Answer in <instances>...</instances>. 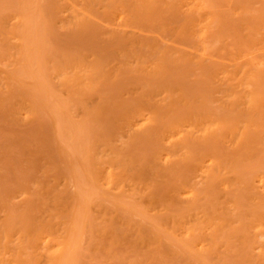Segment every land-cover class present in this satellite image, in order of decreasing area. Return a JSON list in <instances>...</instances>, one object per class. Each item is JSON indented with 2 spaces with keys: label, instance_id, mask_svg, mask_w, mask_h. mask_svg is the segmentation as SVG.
I'll use <instances>...</instances> for the list:
<instances>
[{
  "label": "bare ground",
  "instance_id": "1",
  "mask_svg": "<svg viewBox=\"0 0 264 264\" xmlns=\"http://www.w3.org/2000/svg\"><path fill=\"white\" fill-rule=\"evenodd\" d=\"M28 1L24 5L21 4L23 13H18L19 16L16 18V15L14 19L21 29L19 28L18 31L12 29L11 33L7 31L11 34L10 38L14 36L18 40L20 46L13 45L17 48L19 46L21 53L24 52L23 50H29L31 33L37 32L35 26L37 29L38 25L35 23L38 19H35L33 25V16L40 15L34 13L29 16L26 11L27 16L26 8L30 6V9L32 6L34 9L38 7L39 10L45 9L43 3L39 4L40 0H36L38 4L35 2V7L31 5V0ZM61 2L64 3L60 6L62 9H59ZM61 2H58L59 5L54 4L58 7L54 9L56 12L53 11L52 15L46 13L48 16L50 14L52 20L54 17L66 19L67 27L78 29V32L83 31L81 35L83 41L93 38L95 31L101 28L99 24L103 23L104 26L105 23L109 27L106 30L109 33L111 31V35L107 33L109 42L106 41L108 45L103 42L106 44L104 48L100 46L103 44L98 43L97 46L94 42L98 50H95L93 44V47L87 45L95 50L92 52L88 50L90 54L85 53L87 55H79L75 51L74 54L68 52V55L66 52L62 53L65 60L62 59L63 62H60L57 69L55 66L52 68L61 75L58 80L61 89L59 92L53 89L47 92V89V98L44 99L47 100L46 104L42 102L44 106L40 104L42 99L32 100L31 96L34 104L30 102L34 105V109H30L35 110V101L40 104V107L36 106V108L48 106L53 111L48 109L50 113L56 112L53 115H59L52 117L55 123L61 119L62 114L64 116L62 119L65 120L67 117L74 121L72 118L75 115L74 110L79 106L85 115L81 120L86 121L85 125L88 123L93 126L101 121L105 113L109 114L108 106L117 108L114 110L115 112L117 110V113L119 111L120 115L118 116L119 113H115L114 110L113 112L120 120L118 135H121L120 130L125 131L127 141H124V146L122 145L123 147L121 146L117 151V148L111 144L115 142V140L111 142L113 138L105 141L106 136L100 133L89 135L90 128H84L89 133L84 129L83 132L78 128L81 123L83 125L81 120V122L74 121V125L77 122L80 125L73 130L75 127L73 122L66 119L71 124L69 133L72 134L67 137L71 140L67 141L69 145L67 142L63 144L61 142L60 146L58 140L54 141L60 147L68 145V151L64 146L62 147L63 157L71 163L69 164L71 167L78 166L74 170L71 169L70 173L67 172L70 176L67 181L65 180L66 182L64 181L68 183L66 186H71L69 190L67 188L64 190L72 194H65L61 200L56 197L53 204L55 211L47 213L46 216H43V210L39 215L35 212L32 194L27 197L26 193L25 198H22L21 201L25 200L28 205L20 211L10 207L9 210L6 207L7 210L1 211L2 202L0 204V264H76L77 258L79 259L77 252L80 250L79 247L83 246L80 244L84 235L82 239L80 236L87 231L91 232L94 210L103 215L100 222L104 225L100 228L105 236L119 230L125 240L128 233H131L130 230L135 228L132 244L136 243L135 245L138 246L146 243L147 248H144L151 247L153 249L150 250L162 254L164 258L160 260L162 262L158 261L160 264H168L173 260L183 261L182 264H187L189 261L194 264H230L231 261L236 264L247 261L264 264V23L261 22L264 16L251 13L249 16L234 17L235 10H230L231 3H229L231 4L229 12L222 11L221 14V10L218 9L220 5L212 4L216 2L214 0L212 2L208 0H61ZM45 3L48 7L49 2H44L46 6ZM37 5L39 6L36 7ZM9 8L10 6L7 9ZM3 9L4 7L1 10ZM239 11H235L237 15ZM3 16L1 14V17ZM28 17L33 18L32 21ZM41 32L43 33L42 30ZM9 36L6 33V36L1 38L2 42L5 40L4 37ZM70 37L73 38L71 35ZM52 38L57 39L55 36ZM49 41L44 40L47 44ZM75 43L74 45H77ZM8 45L11 47L12 44ZM51 48L50 46L47 49ZM53 50L57 51V49ZM16 53L20 55V51ZM30 53L26 56L29 57ZM6 54L9 53L6 51ZM22 54L25 57V53ZM23 56L20 55L21 58ZM18 60L16 58L15 62H19ZM29 60L25 61L29 63ZM36 61L40 62L38 57L34 65L39 66ZM45 63L47 61H44ZM32 68L27 70L33 71ZM18 70V73L21 72L23 75L22 69ZM12 72L14 71H11L10 76ZM7 79L13 82L11 78ZM15 79L20 82L19 78ZM122 83H126L125 86L134 83L129 85L130 90L133 89L132 86L137 85L134 88L139 92L137 91L133 102L131 100L132 104L127 103L128 100L125 104L122 103L123 105L121 104L123 100L116 102ZM17 89L19 90L18 86ZM37 93L38 91L34 95ZM44 93L45 91L41 94ZM133 94L135 92L130 94L132 98ZM123 96H126V93ZM85 99L88 102L83 103ZM28 104L32 105L29 102ZM24 105L26 106V103ZM107 123L111 124L109 121ZM57 124H60L59 121ZM57 124L51 127L55 128ZM59 128L57 126L54 130L57 131ZM98 128L100 129L101 125ZM64 134L66 135V132ZM56 135L55 132V139L59 140L65 136L61 135L62 137L59 138L57 135L56 138ZM95 206L98 208L96 209ZM110 206L115 208L112 209L114 212ZM116 210L120 211V215L123 212L127 219L133 216L141 217L138 219H142V216L147 217L146 220L153 228L148 226L153 231L148 235L143 231V227L146 226L141 228L131 220L122 221L125 216H116L118 214L117 212L115 215ZM39 211L37 212L40 213ZM138 219L136 220L139 221ZM101 234L100 237H103ZM148 236H152V239L147 240ZM109 237L110 235L106 238ZM111 240L114 243L113 238ZM164 243H168L170 250L172 247L168 254H163L162 248L166 246ZM128 244L131 242L129 241ZM164 250L166 251L165 248ZM232 257L237 258V261ZM165 258L170 260L165 262ZM132 264L137 263L132 262Z\"/></svg>",
  "mask_w": 264,
  "mask_h": 264
},
{
  "label": "rangeland",
  "instance_id": "2",
  "mask_svg": "<svg viewBox=\"0 0 264 264\" xmlns=\"http://www.w3.org/2000/svg\"><path fill=\"white\" fill-rule=\"evenodd\" d=\"M22 1H24V0H0V13L2 14V16L4 15V14H6L7 16L5 17V15L3 16V17H1V14H0V18H3L2 20L0 19V27H2L1 28V30H0V32H2L3 31V33H1L0 34V47H1V45H2V47H1V51H0V87H1V89H0V204H1V207H3L2 209H1V211H4V210H7V208L8 207H10L11 209H17L18 211H20L21 209L23 210L24 209V207H26L28 204L26 203V201L24 200V201H21L22 200V198H25V194L27 193V197L28 196H31V194L33 195V197H34V199H33V202H32V204H33V206L35 207V212L39 215V214H42L43 213V216H46V214L48 213H50V212H52V211H55V209H54V199H56V197H57V199L59 198L60 200L61 199H63L62 198V196H64L65 197V194H67V195H71L72 193H70L69 191L67 192L66 190L69 188V187H71V186H66V184H68V183H65L68 179H69V176H70V174H68V173H70V171H71V169L72 170H74V169H76V168H74V167H71V165H69V164H71V163H68L69 161H67L66 160V158H64L63 156V154H62V150H66V151H68L67 149H68V143L71 141V140H69V139H67V137H69V134H70V136H71V134L72 133H69V131L71 132V124L68 122V120L70 119H68L67 117L65 118V120L66 119H68V120H64V119H62L64 116H63V114L62 113H60V112H57V114L59 113V114H62V117H61V119L59 120H57L56 118L59 116V115H53V114H56V112H54L53 114L52 113H50V111H51V108H49L48 106V108L47 107H41V109L39 108L40 107V104H41V106H44L45 104H46V101L47 100H44V99H46L47 98V92H50V90L51 89H53V90H56L57 92H59V90L61 89V84L59 85V78L61 77V75L58 73V71H55L56 69H57V67H59L60 66V64L65 60V57H64V54H65V52H66V54L68 55L69 53L71 54H74V51H75V53L76 54H79V55H81V54H83V55H87V54H90L89 52H92V51H95V50H98V43L99 44H103V42L105 43L106 41H108L107 40V37H109V35H111V31H110V33H109V31H107L108 29L107 28H109L107 25H105V23H104V26H103V23L102 24H99V26L101 27V28H99V26L97 25V27L99 28H97L98 30L97 31H95L96 33L95 34H93V38H91L90 40H88L87 38V40H88V42L89 43H87V40H85L84 39V41L82 40L83 38V36L81 37V35H83V31H77L78 29H76L75 30V28H72V27H70V26H68L67 27V23H66V19H63V18H60V17H54L53 18V20H52V18H51V16H50V14L52 15L53 13V11H54V9L56 8V7H58V6H55L59 1L61 2V0H55L56 2H54V0H47L48 2H49V5H48V7H47V4H46V6L44 5V2H47V1H41L40 0V2H39V4L41 5L42 3V6H44L45 7V9H43V8H41V9H43V10H39L40 8L38 7L39 5H37L36 7H38V9L36 8V9H34L32 6H31V8L29 9V7L30 6H28L27 8H26V10H25V14L28 12V14H29V16L31 15H34V13H38V14H40V15H38L39 17H36V15H34L33 16V18H29L31 21H32V19L34 20L33 22H32V24L34 25V23L36 22V21H38L37 23H35V25H38L37 26V29H36V26H35V31H37L36 33H31V39H32V41H30V47L28 48L29 50H23L24 52H22V53H25V57L23 56L24 54H22L21 53V51L22 50H19L20 48H19V43H18V40L16 39V37H14V36H12L11 38H10V36H11V31L10 30H12V29H15V31H18L19 30V28L21 29V27H19V25H17V22H16V20H14L15 19V16H16V18L19 16L18 15V13L20 14V12L21 13H23V10H22V5H24V3H26L27 1L25 0L23 3H22ZM32 1H33V3H32ZM209 2H212L213 0H208ZM214 1H216V2H214V3H212L213 5H215L216 6V3H218L219 5H220V7L219 6H217V8L218 9H220L221 11V14H222V11H225L226 13L227 12H229V6L231 5V9L230 10H232V9H234L235 11H239V10H243V11H239V15H237V12H235L234 10V17H236V16H243V15H246V16H249V14H251V13H255V14H260V15H263L264 16V0H214ZM238 1V2H237ZM19 2V3H18ZM29 2V1H28ZM35 2H37L36 0H31V5L33 4L34 5V7H35ZM52 3V4H51ZM56 3V4H55ZM62 3H64V2H61V4ZM226 3V4H225ZM229 3H231V4H229ZM243 3H245V4H243ZM19 4V6H17ZM22 4V5H21ZM29 4V3H28ZM37 4H38V2H37ZM55 4V5H54ZM14 7H13V6ZM57 5H59V3L57 4ZM238 5V6H237ZM10 6V8L9 9H7L8 7ZM41 6V7H42ZM50 6V7H49ZM51 6H52V8H51ZM55 6V7H54ZM60 6H63V4L62 5H59V9H62V7L60 8ZM221 6H222V8H221ZM226 6V7H225ZM242 6V7H241ZM4 7V9L3 10H1L2 8ZM18 7V8H17ZM57 8V9H58ZM7 9V10H6ZM20 9H21V11H20ZM49 9V10H48ZM51 9H52V11H51ZM224 9V10H223ZM6 11V12H3V11ZM29 10V11H28ZM34 10L36 11V12H34ZM45 10H46V12H45ZM56 10V9H55ZM10 11V12H9ZM14 11V12H13ZM27 11V12H26ZM41 11H42V13L43 14H41ZM3 12V13H2ZM54 12H56V11H54ZM232 12V11H231ZM231 12L229 13V14H231ZM17 13V14H16ZM46 13H50L49 14V16H48V14H46ZM28 14H26L27 16H28ZM225 14V13H224ZM228 14V15H229ZM44 15V16H43ZM47 15V16H46ZM40 16L42 17V18H40ZM45 17V18H44ZM47 17H50L51 19H49V18H47ZM44 18V19H43ZM12 19H13V21H12ZM35 19H38V20H36L35 21ZM40 19V20H39ZM43 19V20H42ZM48 19V20H47ZM5 20H6V22H5ZM10 20V21H9ZM18 20V19H17ZM42 20V21H41ZM50 20V21H49ZM12 21V22H11ZM16 22V23H15ZM40 22V23H39ZM41 22H43L44 24H42ZM54 22V23H53ZM59 22H60V24H59ZM261 22H263L264 23V19H263V21H261ZM52 23V24H51ZM64 23V24H63ZM6 24V25H5ZM39 24H41V25H39ZM63 24V25H62ZM13 25V26H12ZM43 25V26H42ZM46 25H48V27H49V30H47L48 29V27H46ZM51 25H53V26H51ZM61 25H62V27H61ZM65 25V26H64ZM102 25V26H101ZM4 26H5V28H4ZM10 26H12V28H10ZM17 27V28H13V27ZM106 26V27H105ZM8 27V28H7ZM40 27V28H39ZM47 29H46V28ZM34 27H32V29H33ZM40 29V30H39ZM69 29V30H68ZM74 29V30H73ZM107 29V30H106ZM10 31V33L8 34V32L7 31ZM41 30L43 31V33L41 32ZM13 31V30H12ZM33 31V30H32ZM47 31V32H46ZM107 31V32H106ZM48 32H49V34L51 35V37H49V34H48ZM69 32V33H68ZM5 33V34H4ZM6 33H7V36H9V37H4L5 38V40L2 42V37L3 36H6ZM109 35H108V34ZM33 34H36V35H33ZM42 34V35H41ZM55 36V38H57V39H54V38H52V37H54L53 35ZM72 34H75V36L74 35H72ZM80 34V35H79ZM112 34H114V33H112ZM70 35L73 37V38H71L70 37ZM95 35V36H94ZM78 36V37H77ZM104 36V37H103ZM37 37V38H36ZM67 37V38H66ZM81 37V38H80ZM96 39H95V38ZM101 39H100V38ZM7 38V39H6ZM9 38V39H8ZM35 38H36V40H35ZM40 38V39H39ZM66 38V39H65ZM76 38V39H75ZM79 38V39H78ZM34 39V40H33ZM41 40V41H39V40ZM49 39V40H53V41H49V43L48 44H50V43H52V45L50 44L49 46H48V44L46 43V42H48L47 40ZM68 39H70V41L68 40ZM105 41H104V40ZM13 40H14V42H13ZM44 40L46 41V42H44ZM56 40V41H55ZM63 40V41H62ZM67 40V41H66ZM72 40H73V42H72ZM75 40H76V43H75ZM77 40H78V42H77ZM10 43H9V42ZM37 41V42H36ZM6 42V43H5ZM8 42V43H7ZM34 42V43H33ZM97 44V46H96V44ZM109 42V41H108ZM108 42H106V44L108 43ZM3 43V44H2ZM69 43V44H68ZM74 43L75 44H77V45H74ZM79 43V44H78ZM8 44H12L11 45V47L8 45ZM15 46H17V45H19L18 46V48L17 47H15ZM32 44V45H31ZM66 44L68 45V46H66ZM70 44H72L73 46H75V47H72V45L70 46ZM94 45V47H95V50H94V48L92 49V47H93V45ZM106 44H103V45H100V46H102L101 48H104V47H106ZM4 45V46H3ZM7 45V46H6ZM46 45V46H45ZM55 45H57L56 46V48L54 47ZM87 45H89V46H92V47H89V46H87ZM108 45V44H107ZM12 46H14L13 48H12ZM35 47L36 48V46H37V48H36V51H37V54L35 53V48L33 49V47ZM50 46L52 47L50 50L49 49H47V48H50ZM59 46V47H58ZM70 46V47H69ZM5 47V48H4ZM9 47H10V49H9ZM58 47V48H57ZM70 48V49H69ZM74 48H76V50L74 49ZM87 48V49H86ZM88 48H90V49H88ZM13 49H17L18 51H16V50H13ZM53 49H57V51H54ZM59 49V50H58ZM92 49V50H91ZM32 50L34 51V52H32ZM43 50V51H42ZM49 50V51H48ZM54 52H53V51ZM69 50V51H68ZM88 50H89V52H88ZM6 51L9 53V54H6ZM19 52L20 51V55H22L23 57V61H22V58L20 57V55H19V53H16V52ZM26 51V52H25ZM62 51V52H61ZM72 51V52H71ZM13 52V53H12ZM31 52L32 53V55H31V53H30V56L29 57H27L26 55L27 54H29V53ZM57 52V53H56ZM59 52V53H58ZM60 52H61V54H60ZM69 52V53H68ZM5 53V54H4ZM33 53H34V55H33ZM42 53H45V54H43V55H45V56H43L42 55ZM62 53H64V54H62ZM85 53H87V54H85ZM18 54V55H17ZM57 54H58V57H57ZM60 54V55H59ZM75 54V55H76ZM17 55V56H16ZM82 55V56H83ZM4 56V57H3ZM8 56V57H7ZM11 56V57H10ZM20 58H19V57ZM31 56H32V59H33V61H31L32 59H31ZM35 56V57H34ZM39 58V61L40 62H37L38 61V59H37V61H36V64H38L39 66H36V65H34L35 63H34V61H35V59L37 58V57ZM40 56V57H39ZM44 57H45V59H44ZM4 58V59H3ZM16 58H18L19 60V62H15V60H16ZM25 58V59H24ZM58 58V59H57ZM59 58H61V60H59ZM8 59V60H7ZM30 59V60H29ZM62 59H63V61H62ZM14 60V61H13ZM20 60H21V62H20ZM28 62V60L30 61V62H33V63H27L26 61ZM52 60H56V61H53L52 62ZM5 61H6V63H5ZM44 61L46 62L47 61V63H45V64H47L46 66H44L45 64H44ZM58 61V62H57ZM12 62V64H10ZM15 62V63H14ZM42 62H43V64H42ZM61 62V63H60ZM4 63V64H3ZM52 63V64H51ZM65 63V62H64ZM7 64V65H6ZM9 64H10V66H9ZM22 64V65H21ZM26 64H28V65H26ZM31 64V65H30ZM4 65V66H3ZM19 65H21L20 66V68H19ZM41 65H43V67L41 66ZM58 65V66H57ZM63 65V64H62ZM65 65V64H64ZM17 66V67H16ZM29 66H30V68H32L33 66V68H32V70L33 71H30L31 73H33L34 72V70H36L33 74H28V73H30L28 70H30V68H29ZM36 66V67H35ZM52 66V67H51ZM53 66H55V70H53L52 68H53ZM44 67H45V69H47V70H45L44 69ZM16 70H14V69ZM17 68V69H16ZM35 68V69H34ZM51 68V69H50ZM18 69H20V71H21V69H22V72H23V75H22V73L20 72V73H18ZM28 69V70H27ZM10 70V71H9ZM18 70V71H17ZM24 70H25V72H24ZM27 70V71H26ZM45 70V71H44ZM8 71H9V73H8ZM11 71H14V72H12L13 74L12 75H16L17 73L19 74H17L16 76L14 75V77L11 75L10 76V74H11ZM39 71V72H38ZM46 71H48V72H46ZM17 72V73H16ZM5 73V74H4ZM40 73V74H39ZM7 74H8V77H7ZM28 74V75H27ZM39 74V75H38ZM56 74V75H55ZM2 76V77H1ZM10 76V77H9ZM22 76H24V78H22ZM42 76V77H41ZM56 76V77H55ZM59 76V77H58ZM11 78L12 80H13V82H11V81H9L7 78ZM21 77V78H20ZM34 77H35V79H34ZM15 78H19L20 79V82L18 81V79H15ZM33 78V79H32ZM3 79V80H2ZM23 79V80H22ZM27 79H29V81H27ZM32 79V80H31ZM39 79V80H38ZM44 79V81H42ZM49 79V80H48ZM129 79H132V78H129ZM6 80V81H5ZM17 80V81H16ZM24 81V82H22V81ZM35 80V81H34ZM38 80V81H37ZM125 80H127V79H125ZM15 81L17 82V83H15ZM46 81V82H45ZM129 81H132V80H129ZM9 82V83H8ZM32 82V83H31ZM28 83V84H27ZM49 83H51V85H49ZM127 83H128V81H127ZM11 84L13 85V87H11ZM17 84V85H16ZM26 84V85H25ZM36 84V85H35ZM123 84V86H121L122 87V89L120 90L119 89V95H118V98L116 99L117 101L116 102H118V100H120V102H121V104L123 103V104H125V102L128 100L129 102H127V103H131L132 104V102H133V99L137 96V91L138 90H136L135 88H134V86H136L137 87V85L135 84L134 86H132V88L133 89H129L128 87H131V86H129V85H133L132 83H130V84H127L126 86H125V84L124 83H122ZM9 85V86H8ZM20 85V86H19ZM23 87H22V86ZM28 85V86H27ZM30 85V86H29ZM39 85V86H38ZM6 86V87H5ZM17 86H18V88H19V90L17 89ZM36 86V87H35ZM49 86H50V88H49ZM125 86V87H124ZM4 87H5V89H4ZM10 87V88H9ZM40 87V88H39ZM48 87V88H47ZM24 88V89H23ZM42 88V89H41ZM127 88V89H126ZM7 89H8V91H7ZM35 89H37V91H38V93H37V95H34V94H36V90ZM45 89V90H44ZM48 89V90H47ZM129 89V90H128ZM135 89V90H134ZM4 90V91H3ZM46 90H47V92H46ZM129 91V92H135V94H133L134 96H133V98H132V95H130L131 93H129V92H123V91ZM133 90V91H132ZM22 91V92H21ZM40 91H41V93H43L44 91H45V93L44 94H41L40 93ZM43 91V92H42ZM7 92V93H6ZM10 92H11V94H10ZM35 92V93H34ZM139 92V91H138ZM108 93V92H107ZM112 92L110 91L109 92V94H111ZM122 93V94H121ZM126 93V96H123V94H125ZM127 93H128V95H129V99H128V95H127ZM10 94V95H9ZM31 94V95H30ZM7 95V96H6ZM9 95V96H8ZM23 95V96H22ZM35 96V98H34V96ZM108 95V94H107ZM20 96V97H19ZM31 96H32V98H31ZM120 96H123V97H120ZM7 97H9V98H7ZM12 97V98H11ZM40 97V98H39ZM119 97H120V99H119ZM6 98V100H4ZM18 98V99H17ZM8 99H11V100H8ZM34 100V99H38V100H40L41 101V99H42V101H41V103L40 104H37L36 103V101H35V110H31L30 108H33L34 107V101H32V100ZM15 102H14V101ZM18 100V101H17ZM19 100H22V101H19ZM27 100V101H26ZM86 100V99H85ZM131 100H132V102H131ZM5 101V102H4ZM6 101L8 102V103H6ZM13 101V102H12ZM23 101H24V103H23ZM30 101H32L33 102V104L30 102ZM30 103V104H32V105H27V103ZM42 102H45V103H43L42 104ZM85 102H88V100H86V101H84L83 103H85ZM6 103V104H5ZM18 103H19V105H18ZM26 103V106L24 105ZM5 104V105H4ZM122 104V105H123ZM8 105V106H7ZM12 105H13V108H12ZM24 105V106H23ZM109 105V102H108V104H107V106ZM112 105V103H110V106ZM126 105H129V104H126ZM36 106H39V107H37L36 108ZM18 107V108H17ZM24 107V108H23ZM28 107V108H27ZM113 107V106H112ZM3 108V109H2ZM26 108V109H25ZM46 108V109H45ZM72 108H74V107H72ZM110 108V109H109ZM16 109V110H15ZM23 111H22V110ZM29 109V110H28ZM34 109V108H33ZM37 109V110H36ZM40 109V110H39ZM50 111H49V110ZM82 108H79V106L78 107H75V110H74V113H75V115L72 117L73 119H74V121L76 120V121H80L85 115L83 114L84 112H83V109L81 110ZM111 109H112V111H111ZM114 109H117V108H111V107H109L108 106V109H107V113L109 112V114L107 115L106 113V116H105V114H104V116L103 117H101V121H99V123H95V124H93V126H92V124H89L88 125V123H87V125H85L86 124V121H82L83 122V125H82V123H81V126H82V129H81V126H79L78 128H80V130H83L84 128H90L91 130L89 131V132H91V133H89L86 129H84L85 131H86V133H89V135H94V134H99L100 133V135L102 134V136L104 135V136H106L105 137V139L102 137V139H104L105 141H106V139H112V141L111 142H113V140H115V142H113V143H111L112 145H113V147H115V148H117V151L119 150V149H121V146L123 145V142L125 141H127V135H125L124 133H125V131H123V130H120L121 132V135H123V136H119L118 135V131H119V129H117V128H119V122L118 121H120L119 120V118H118V116L120 115V113H119V111H118V113H117V110H116V112H115V110ZM27 110V111H26ZM39 110V111H38ZM77 110V111H76ZM81 110V111H80ZM113 110H114V112L115 113H117L118 114V116L113 112ZM18 111V112H17ZM32 111V112H31ZM36 111V112H35ZM48 113H47V112ZM76 111V112H75ZM27 112V113H26ZM29 112H31V113H29ZM39 112V113H38ZM51 112H53V111H51ZM112 112H113V115H112ZM34 113H37L36 115H34ZM82 113V114H81ZM28 114L30 115L29 117H28ZM34 116H33V115ZM52 114V115H51ZM27 115V116H26ZM117 116V117H115V116ZM18 116V117H17ZM37 116V117H36ZM51 116V117H50ZM53 116H57L55 119L57 120V122L59 121V123L61 124H57V122H55L56 124H57V126H58V128L59 127H61V129L59 128V129H57V131H55L54 129L57 127H51V125L53 126H55V123H53ZM111 116H113V118H115V120H116V118H117V124H116V122H115V120L113 119V118H110ZM16 117V118H15ZM35 117V118H34ZM53 117V118H52ZM104 117H106V118H104ZM108 117V118H107ZM60 118V117H59ZM86 118V117H85ZM104 118V119H103ZM51 119H52V121H51ZM54 119V120H55ZM72 119V120H73ZM113 119V120H112ZM86 120V119H85ZM69 121H71V120H69ZM74 121H71V123L74 125ZM75 121V122H76ZM78 121V122H79ZM80 121V122H81ZM110 122L111 124H109V123H107V122ZM114 121V122H113ZM77 122V124L76 125H74V126H72V128H73V130L74 129H76V127L78 126V125H80V123H78ZM68 123L70 124V125H68ZM85 123V124H84ZM65 124V125H64ZM115 124V125H114ZM60 125V126H59ZM64 125V126H63ZM100 125H101V128H103V129H105V130H102L101 128L99 129L98 127H100ZM105 125V126H104ZM87 126V127H86ZM90 126V127H89ZM91 126L93 127V128H91ZM115 126V127H114ZM63 127V128H62ZM53 128V129H52ZM77 128V129H78ZM99 129V130H98ZM116 129H117V131H116ZM53 130V131H52ZM58 130H60L59 131V133H58ZM83 130V132H85ZM101 130V131H100ZM115 130V131H114ZM56 132V134L59 136V138L60 137H62L61 135H65L64 134V132H66V135L64 136V137H62L65 141L63 142L62 140H61V138H60V140L57 138L58 136L56 135V138L57 139H55V132ZM61 131H64L63 133L61 132ZM92 131H94L93 133H92ZM51 132V133H50ZM53 132V133H52ZM61 132V133H60ZM73 132V131H72ZM97 132V133H96ZM123 133V134H122ZM60 134V135H59ZM68 134V135H67ZM54 135V136H53ZM108 135H110V136H108ZM117 138V139H116ZM121 138V139H120ZM123 138V139H122ZM54 140H56V142H57V140H58V142L57 143H59V145L61 146V142H62V144L63 143H66L67 141H69V142H67V144L68 145H62V147L64 146L65 148L64 149H62V147H60V146H57V143L54 141ZM103 143H105V142H103ZM111 145V146H112ZM6 146V147H5ZM124 146V145H123ZM122 146V147H123ZM60 147V148H59ZM103 148V147H102ZM61 149V150H60ZM64 160H63V159ZM63 160V161H62ZM60 164V165H59ZM4 166V167H3ZM66 168H65V167ZM68 168V169H67ZM4 169V170H3ZM65 171V172H64ZM63 172V173H62ZM68 172V173H67ZM72 174V173H71ZM45 175V176H44ZM64 175H66V177L64 176ZM26 178H27V180H26ZM65 178V179H64ZM71 178V177H70ZM72 179V178H71ZM70 179V180H71ZM17 180V181H16ZM66 180V181H65ZM69 180V181H70ZM73 180V179H72ZM65 181V182H64ZM31 182V183H30ZM12 185H13V188H12ZM43 185V186H42ZM35 186V187H34ZM37 187V188H36ZM67 188V189H66ZM8 189V190H7ZM24 190V192H23V190ZM59 189V190H58ZM64 189H66V190H64ZM71 189V188H70ZM72 189H73V187H72ZM6 190V191H5ZM12 190H14V191H12ZM20 190V191H19ZM22 190V191H21ZM54 190H55V192H54ZM69 190V189H68ZM48 191V192H47ZM64 191L66 192V193H64ZM71 191V190H70ZM14 192V193H13ZM57 192V193H56ZM73 192V191H72ZM9 193V194H8ZM69 193V194H68ZM21 194H24V195H21ZM66 195V196H67ZM22 196H24V197H22ZM70 197H72V196H70ZM7 198V199H6ZM19 199V200H18ZM38 199V200H37ZM43 199V200H42ZM58 199V200H59ZM6 200H8V201H6ZM16 201V202H15ZM20 203H19V202ZM46 201V202H45ZM70 201V200H69ZM35 202V203H34ZM64 202V201H63ZM41 203V204H40ZM66 203H68L67 202V200H66ZM12 204V205H11ZM36 204V205H35ZM37 204H39V205H37ZM3 205V206H2ZM7 205H9V206H7ZM16 205V206H15ZM25 205V206H24ZM15 208H14V207ZM39 206V207H38ZM109 206V205H108ZM7 207V208H6ZM33 207V208H34ZM37 207V208H36ZM53 207V208H52ZM96 207V209L98 208L97 206H95ZM111 207V210L113 209L112 208V206H110ZM114 207V206H113ZM6 208V209H5ZM10 208H8V210L10 209ZM40 208V209H39ZM53 209V210H52ZM95 209V208H94ZM115 209V208H114ZM113 209V210H114ZM38 210H40L39 212L40 213H38L37 211ZM43 210V211H42ZM109 210H110V208H109ZM112 210V212H114ZM41 211H42V213H41ZM46 212V213H45ZM116 213H115V215L117 214V212H118V214L116 215V216H125V215H123L122 213H121V215H120V211H115ZM1 213V212H0ZM47 214V215H48ZM102 214V213H101ZM101 214H99V212H97V210H94L93 211V216H92V224L94 225H92L91 227H92V229H91V232L89 231H87L86 233H84V234H82L81 236H80V239H82V236H83V241L81 240V244L80 245H82L83 244V246H81V248L79 247V251L77 252V257H79V259L77 258V261H76V264H122V263H124V264H132V262L133 263H137V264H148V263H156V264H160L159 262H162V261H160V260H162V258H164V257H162L161 255L162 254H159V253H156V252H154L153 250H150V249H153V248H151L150 247V249H146L147 247H146V243H141V244H139V243H137V245L138 246H136L135 244H132V240H134V235H135V232H134V230H135V228L134 229H131L130 230V232L131 233H128V237H126L127 239H123V235L121 234V232L119 231V230H116L115 232H114V234H112V233H110V234H107V236H105V234L102 232V230H101V226H103L104 224L102 223V222H100V220L102 221V216L103 215H101ZM114 214V213H113ZM109 217V216H108ZM119 218V217H118ZM134 218H135V220H134ZM138 218H141V217H139V216H133L132 218H129V219H127V216H125L124 217V219L122 218V221L123 220H131V222L132 223H135V224H137L138 225V227H139V225H140V227L141 226H146L147 227V229H146V227H143V231L144 232H146V234H148V235H150L151 233V231H153V229H151V227L153 228V226L152 225H150L151 223H149V221H147L146 219H147V217L145 218V217H143L142 216V219H138ZM120 219V218H119ZM136 219H138L139 221H137ZM141 221V222H140ZM146 221V223H144ZM143 222V223H142ZM147 223H149V224H147ZM145 224H147V225H145ZM148 225H150V226H148ZM90 227V228H91ZM90 228H89V230H90ZM94 228V229H93ZM100 228V229H99ZM142 228V227H141ZM150 228V229H149ZM103 229V228H102ZM100 230H101V232H102V234H103V237H100V234H101V232H100ZM149 231V232H148ZM99 232V233H98ZM120 232V233H119ZM93 233V234H92ZM119 233V234H118ZM102 234H101V236H102ZM117 234V235H116ZM132 234H134V235H132ZM108 235H110V237L109 238H106V237H108ZM114 235V237H112ZM130 235V236H129ZM132 235V236H131ZM105 236V237H104ZM117 237V239H116V237ZM118 237H119V239H118ZM97 238H99V239H97ZM113 238V241H114V243L112 242V239ZM149 238L150 239H152V236H148V239L147 240H149ZM109 239V240H108ZM114 239H116V240H118V242H119V244H118V242L116 241V240H114ZM120 239H122V240H124V241H122V240H120ZM169 240H171L170 238H168ZM96 240V241H95ZM106 240V241H105ZM90 241V242H89ZM99 241V242H98ZM122 241V242H121ZM129 241L131 242V244H128L129 243ZM93 242H94V245H93ZM100 242H102L101 244H100ZM103 242H105L104 244H103ZM103 244V245H102ZM145 244V245H144ZM164 244H166V246L164 245L163 246V248H162V250H163V254H168L171 250H172V247H171V250L168 248V243H164ZM85 245V246H84ZM117 245V246H116ZM107 246V247H106ZM143 246V247H142ZM170 246V245H169ZM99 248V247H101V249L99 250H97V248ZM110 247H112V248H110ZM144 247H146V248H144ZM103 248V249H102ZM106 248V249H105ZM125 248H126V250H125ZM141 248H143V249H141ZM164 248L166 249V251L164 250ZM82 249V250H81ZM105 249V250H104ZM112 250V251H111ZM135 250V251H134ZM170 250V251H169ZM116 251V252H115ZM122 252V254H121V252ZM165 251V252H164ZM101 252V253H100ZM127 252H129V253H127ZM146 252H148V253H150V254H148V253H146ZM167 252V253H166ZM113 253V254H112ZM119 253V254H118ZM146 255H145V254ZM157 254H159V256L157 255ZM109 255V256H108ZM116 256V257H114V256ZM120 257H119V256ZM128 255V256H127ZM148 255H150V257L148 256ZM111 256V257H110ZM134 256H136L135 258H134V261H133V257ZM141 256V257H140ZM158 256V257H157ZM113 257V258H112ZM146 258H148V260H146ZM232 258H234V259H236V261H237V258H235V257H232ZM138 259V260H137ZM141 259V260H140ZM145 260V261H143V260ZM154 259H155V261H154ZM166 260H165V262L167 261H169L170 259H167V258H165ZM231 259V258H230ZM105 260V261H104ZM112 260V261H111ZM171 260H173V259H171ZM111 261V262H110ZM118 261V262H117ZM129 261H131V263H129ZM143 261V262H142ZM153 261V262H152ZM159 261V262H158ZM176 262V263H174V262ZM173 261H171V262H169L168 264H182V262L183 261H178V260H173ZM231 261V260H230ZM110 262V263H109ZM127 262V263H126ZM164 262V263H165ZM173 262V263H172ZM185 262V261H184ZM191 261H189V263H190ZM232 262H233V264H236L234 261H231V263L230 264H232ZM246 262V261H245ZM189 263H187V264H189ZM247 264H253V263H251L250 261H247L246 262ZM246 263H243V264H246ZM185 264V263H184ZM190 264H194V263H190ZM237 264H240V263H237ZM242 264V263H241Z\"/></svg>",
  "mask_w": 264,
  "mask_h": 264
}]
</instances>
